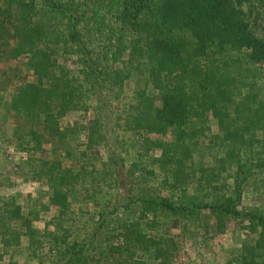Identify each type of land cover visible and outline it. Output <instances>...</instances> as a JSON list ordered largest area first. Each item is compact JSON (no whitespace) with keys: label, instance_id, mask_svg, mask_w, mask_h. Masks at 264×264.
<instances>
[{"label":"trees","instance_id":"trees-1","mask_svg":"<svg viewBox=\"0 0 264 264\" xmlns=\"http://www.w3.org/2000/svg\"><path fill=\"white\" fill-rule=\"evenodd\" d=\"M0 189V264H264V0H0Z\"/></svg>","mask_w":264,"mask_h":264},{"label":"rangeland","instance_id":"rangeland-1","mask_svg":"<svg viewBox=\"0 0 264 264\" xmlns=\"http://www.w3.org/2000/svg\"><path fill=\"white\" fill-rule=\"evenodd\" d=\"M19 181V180H16ZM14 189L19 191L22 195L30 192L33 190V187L30 183L26 182H18L15 186ZM0 192H8L7 189H0ZM32 194V193H31ZM227 236L228 235H220V237L215 238L212 242L213 244L215 243L213 247V249H211V252H209V254L205 255V256H209L208 259L210 260V262H208L207 264H219L221 261V257L222 254L219 253V245L221 243V245L223 244V246H226L229 244V241L227 240ZM216 242L219 243L216 245ZM185 251H184V255H182V261L185 262H193L194 259H198L200 257V255H204L205 253V249H198V248H194V246L192 244H188V240L185 241ZM194 264V263H193Z\"/></svg>","mask_w":264,"mask_h":264}]
</instances>
